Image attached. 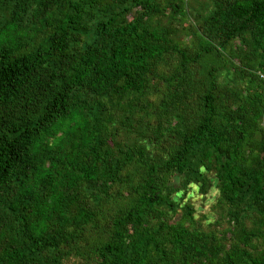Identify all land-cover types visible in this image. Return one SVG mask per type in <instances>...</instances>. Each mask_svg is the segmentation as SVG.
<instances>
[{"label": "trees", "instance_id": "trees-1", "mask_svg": "<svg viewBox=\"0 0 264 264\" xmlns=\"http://www.w3.org/2000/svg\"><path fill=\"white\" fill-rule=\"evenodd\" d=\"M186 4L0 0V264H264V0ZM171 59L179 140L154 158L113 141L108 112ZM211 180L229 209L206 231L179 195ZM94 184L131 204L85 247Z\"/></svg>", "mask_w": 264, "mask_h": 264}, {"label": "rangeland", "instance_id": "rangeland-1", "mask_svg": "<svg viewBox=\"0 0 264 264\" xmlns=\"http://www.w3.org/2000/svg\"><path fill=\"white\" fill-rule=\"evenodd\" d=\"M186 8L189 13L192 15L195 14L198 9L197 5L202 3V0H186ZM164 20L165 18L162 17ZM185 40H188L189 36H183ZM237 42L240 39L236 40ZM172 62V63H171ZM170 64H160L155 70L157 76H148V88L141 94L129 93L126 98L130 99L133 96H137L138 103L137 106L129 109H125V112L115 113L110 110L108 112L109 124H106V130L109 136L113 137V141H120L121 145L125 142H130L133 140H140L148 144V150H150V155L154 158H159L167 148V145L170 144V140H167L169 133L175 134V139H178V134L176 131V126L178 123L172 119L170 125H167L166 122L171 117L167 114H163L160 110L161 105L166 102L171 91V85L164 81L162 76H167L171 67L173 66V61L171 59ZM190 105H195L197 107V102L191 100ZM199 109L188 110V117L191 120H194L198 117ZM131 116L128 124L124 119ZM107 137L108 135L105 134ZM177 135V136H176ZM109 145L113 144L109 142ZM131 171V168L128 169ZM139 172V171H138ZM210 177V172L208 175ZM259 177V175H258ZM212 184L207 190L206 193H201L198 187L194 184L190 185L187 191L179 195L182 203H191L194 207V218L196 219L197 226L203 230H212L219 229L223 226L216 225V221L223 219L222 217L226 216V212L229 208L219 206L218 204V191L213 184V181H210ZM97 184V183H95ZM87 186L84 189V193L87 194L94 190L96 191V185ZM115 188L112 186L108 190ZM257 191L260 190L259 186H256ZM120 197L111 198L110 195L105 194L102 191H96V194L90 200V205L95 212V215L92 220L93 224H87V227H84L80 231L82 235L86 238L85 247H90L95 245L100 239L101 233H106L107 229L111 227V216L112 214L119 210L124 209L131 204L128 197H126V191H122ZM178 197H176L177 199ZM93 228H91V227ZM74 261L71 258L68 261V264H72ZM198 264V263H194Z\"/></svg>", "mask_w": 264, "mask_h": 264}]
</instances>
